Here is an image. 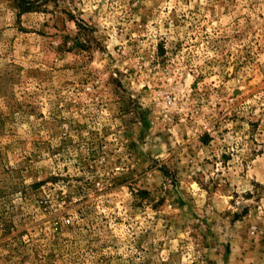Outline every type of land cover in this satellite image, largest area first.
Segmentation results:
<instances>
[{
    "label": "rangeland",
    "instance_id": "rangeland-1",
    "mask_svg": "<svg viewBox=\"0 0 264 264\" xmlns=\"http://www.w3.org/2000/svg\"><path fill=\"white\" fill-rule=\"evenodd\" d=\"M25 1L0 0V264H264V0Z\"/></svg>",
    "mask_w": 264,
    "mask_h": 264
},
{
    "label": "trees",
    "instance_id": "trees-1",
    "mask_svg": "<svg viewBox=\"0 0 264 264\" xmlns=\"http://www.w3.org/2000/svg\"><path fill=\"white\" fill-rule=\"evenodd\" d=\"M22 5H24V8H22V11H29L31 8H34V5L37 2H31V1H25V0H21ZM38 4V3H37ZM39 5V4H38ZM19 7H23V6H19Z\"/></svg>",
    "mask_w": 264,
    "mask_h": 264
}]
</instances>
